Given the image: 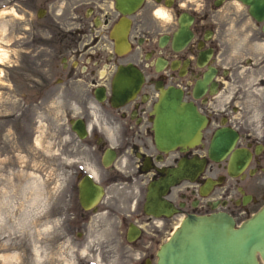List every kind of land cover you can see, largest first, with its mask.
<instances>
[{
    "label": "flooded vegetation",
    "instance_id": "1",
    "mask_svg": "<svg viewBox=\"0 0 264 264\" xmlns=\"http://www.w3.org/2000/svg\"><path fill=\"white\" fill-rule=\"evenodd\" d=\"M36 1L19 3L20 131L33 140L37 124L50 123L53 214L63 218L54 240L78 252L76 264H156L186 214L222 210L240 222L264 203V131L255 126L264 124V0H140L126 14L123 52L110 35L123 16L115 0ZM161 9L171 22L154 15ZM127 63L141 70L142 84L113 104L112 77ZM169 84L207 117L202 141L188 148L163 150L154 139L157 85ZM220 130L233 141L214 159L209 147ZM76 150L85 160L75 161ZM84 178L100 188L88 206Z\"/></svg>",
    "mask_w": 264,
    "mask_h": 264
},
{
    "label": "rangeland",
    "instance_id": "2",
    "mask_svg": "<svg viewBox=\"0 0 264 264\" xmlns=\"http://www.w3.org/2000/svg\"><path fill=\"white\" fill-rule=\"evenodd\" d=\"M40 2L44 0L36 1ZM19 3L20 0H0V45L6 51L12 47L16 54L0 64V264H76L78 252L69 243L55 245L54 240L60 235L63 218L53 214L57 189L52 167L55 140L45 118L51 108L46 109L43 118L37 113L46 123L37 124L33 140L26 141L20 131L19 84L23 82L20 67L15 64L19 62L15 47L19 46L22 24ZM48 9L53 13L54 6L48 5ZM7 83L13 87L6 88ZM6 100L12 103L8 105ZM8 114L13 117L6 118ZM255 126L264 131L263 123ZM84 156L85 152L76 150L75 161L82 162ZM244 216L239 214L237 220ZM259 260L264 264L260 257Z\"/></svg>",
    "mask_w": 264,
    "mask_h": 264
},
{
    "label": "water",
    "instance_id": "3",
    "mask_svg": "<svg viewBox=\"0 0 264 264\" xmlns=\"http://www.w3.org/2000/svg\"><path fill=\"white\" fill-rule=\"evenodd\" d=\"M140 0H115L122 12L111 29L110 35L118 52L126 50L130 14ZM252 4L253 14L260 3ZM264 30V26H263ZM143 81L141 70L132 63L119 64L112 77L110 99L119 104L133 98ZM158 93L151 113L154 139L163 150L181 149L202 141L207 117L193 101L183 98L180 87L157 85ZM231 136L220 130L213 136L209 155L214 159L223 156ZM97 187L90 178L80 183V199L88 206L97 199ZM94 191V192H93ZM264 261V203L252 214L237 222L226 211L188 213L174 228L157 252L156 264H260Z\"/></svg>",
    "mask_w": 264,
    "mask_h": 264
},
{
    "label": "clouds",
    "instance_id": "4",
    "mask_svg": "<svg viewBox=\"0 0 264 264\" xmlns=\"http://www.w3.org/2000/svg\"><path fill=\"white\" fill-rule=\"evenodd\" d=\"M154 15L159 18V19H163L165 22H171L172 17L171 15L166 11V10H157Z\"/></svg>",
    "mask_w": 264,
    "mask_h": 264
},
{
    "label": "bare ground",
    "instance_id": "5",
    "mask_svg": "<svg viewBox=\"0 0 264 264\" xmlns=\"http://www.w3.org/2000/svg\"><path fill=\"white\" fill-rule=\"evenodd\" d=\"M8 57V52L0 45V64H2Z\"/></svg>",
    "mask_w": 264,
    "mask_h": 264
}]
</instances>
